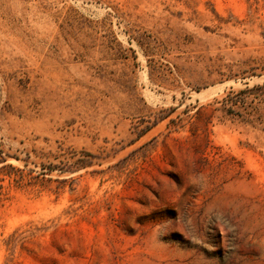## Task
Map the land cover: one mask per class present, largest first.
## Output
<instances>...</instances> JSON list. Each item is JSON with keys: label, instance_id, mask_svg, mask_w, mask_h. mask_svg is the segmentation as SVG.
I'll return each mask as SVG.
<instances>
[{"label": "rangeland", "instance_id": "374dc122", "mask_svg": "<svg viewBox=\"0 0 264 264\" xmlns=\"http://www.w3.org/2000/svg\"><path fill=\"white\" fill-rule=\"evenodd\" d=\"M263 82L264 0H0V264H264Z\"/></svg>", "mask_w": 264, "mask_h": 264}, {"label": "trees", "instance_id": "16d2710c", "mask_svg": "<svg viewBox=\"0 0 264 264\" xmlns=\"http://www.w3.org/2000/svg\"><path fill=\"white\" fill-rule=\"evenodd\" d=\"M260 103H264V82L255 84L251 87L247 86L246 88L241 89L238 92H231L224 99V104L228 105V108L231 113H234L237 108L248 109L249 106L254 107ZM70 154H71L70 156H72L75 155L76 152L71 151ZM83 155L89 157L92 156V154L87 151H83ZM89 162L90 161L87 158H82V159H76V161L72 163L73 165L71 166V168L61 167L60 165L59 168H57L56 166L58 165L53 163H51L47 168L49 171H54L55 169H59L61 172H71L86 167L87 165H89Z\"/></svg>", "mask_w": 264, "mask_h": 264}]
</instances>
